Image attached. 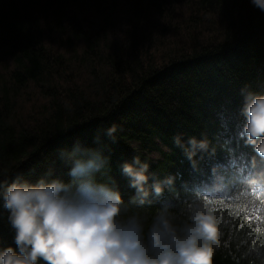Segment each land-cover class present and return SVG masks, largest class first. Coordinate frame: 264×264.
Masks as SVG:
<instances>
[{
	"label": "trees",
	"instance_id": "trees-1",
	"mask_svg": "<svg viewBox=\"0 0 264 264\" xmlns=\"http://www.w3.org/2000/svg\"><path fill=\"white\" fill-rule=\"evenodd\" d=\"M245 85L264 92V12L250 0H0V178L34 180L57 148L91 145L116 122L112 175L125 200L118 164L135 154L157 175L179 173L165 200L207 196L220 165L231 188L215 203L213 264H264L261 198L242 186L255 155L237 136ZM178 133L222 147L194 170L172 143ZM0 245L14 247L4 221Z\"/></svg>",
	"mask_w": 264,
	"mask_h": 264
},
{
	"label": "clouds",
	"instance_id": "clouds-1",
	"mask_svg": "<svg viewBox=\"0 0 264 264\" xmlns=\"http://www.w3.org/2000/svg\"><path fill=\"white\" fill-rule=\"evenodd\" d=\"M250 4L264 12V0ZM240 95L237 136L255 153L242 186L259 195L264 215V92L245 85ZM122 131L112 122L97 130L91 145L75 138L57 148L56 159L34 180L23 172L0 178V221L14 245H0V264H213L223 235L215 203L231 188L223 168H210L207 196L196 191L165 200L176 191L179 173L157 175L147 158L135 154L118 164L132 191L125 200L112 175L111 145ZM172 143L194 170L222 147L206 133L187 139L178 133ZM254 231L264 237V220Z\"/></svg>",
	"mask_w": 264,
	"mask_h": 264
},
{
	"label": "snow or ice",
	"instance_id": "snow-or-ice-1",
	"mask_svg": "<svg viewBox=\"0 0 264 264\" xmlns=\"http://www.w3.org/2000/svg\"><path fill=\"white\" fill-rule=\"evenodd\" d=\"M257 220H258V221H262V220H264V215H258V216H257Z\"/></svg>",
	"mask_w": 264,
	"mask_h": 264
}]
</instances>
